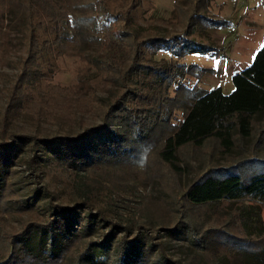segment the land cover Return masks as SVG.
Masks as SVG:
<instances>
[{
  "label": "rangeland",
  "instance_id": "rangeland-1",
  "mask_svg": "<svg viewBox=\"0 0 264 264\" xmlns=\"http://www.w3.org/2000/svg\"><path fill=\"white\" fill-rule=\"evenodd\" d=\"M126 1L104 0L109 12L111 40L124 51L127 46L116 38V33L120 34L125 27L154 36L167 30L182 31L181 19L196 0L179 1L177 11L172 7L173 0H140L125 24L121 16L127 7ZM28 3L33 9L36 7L42 11L41 0H0V140L8 139L10 135L73 137L100 122L99 109L109 100L110 94L112 99L120 88L114 82L105 83L96 64L101 59V50L93 39L72 44L63 41L57 46L51 41L52 35L35 28L36 51L28 49L27 28L21 27L19 21L20 4ZM204 15L218 23L201 30L197 27L188 38L208 45V50L186 53L177 59L183 65L191 66L186 75L175 79L177 84L171 85L170 98L178 97L179 90H174L180 86L184 90L220 87L223 93L229 92L232 89L231 75L249 64L264 41V0H208ZM62 35L67 36L66 30ZM42 41L51 42L42 47ZM140 55L148 61L170 56L162 48L148 46L140 47ZM21 72L25 77L16 90L14 86ZM178 101L169 103L164 109L157 108L153 101L147 106L154 113L160 110V116L170 106L174 109L167 121L156 118L151 111L144 112V116L147 114L146 122H163V127L157 124L150 132L146 143H154L156 136L172 129L179 121L183 109ZM126 102L129 107L138 103L131 99ZM142 109L140 107L139 111ZM124 125L127 131L128 126ZM260 130L264 131L263 113L256 116L251 138L244 139L243 149L233 146L229 156L211 155L206 154L205 149L199 150L197 155L179 160V168L173 172L154 162L140 169L120 164L129 158L138 163L142 158L133 159L132 155L144 140H137L129 133L127 138L132 151L120 159V165L112 164L111 169L96 166L82 171L60 164L51 155H43L34 163L30 155L33 150L39 153V146L32 145L28 139L6 166L7 179L0 194V262L8 259L16 264H83L78 254L84 252L89 240L96 243L109 223H113V240L122 234V228H128L131 235L153 245L151 256L148 251L145 254L144 264H152L159 253L167 260L166 264H186L191 249L189 240L193 238L190 231L184 229L182 236L170 235L166 231L178 227L184 213V209H180L182 201L178 195L205 167L232 163L238 159L237 154H249L247 146L259 137L264 138V132ZM140 161L149 164L145 158ZM23 199H31L32 205L17 206ZM49 203L75 208L83 216L89 212L96 221L102 218L103 222L95 224L87 234L70 240L65 250L59 251L55 261L44 258L53 254L52 250L44 252L41 260L33 259L30 254L32 259L18 253L13 259L11 256L8 258V245L15 241V235L25 224L32 225L49 217ZM210 212L203 206L195 212L190 211L189 216L184 215L200 221L206 220ZM260 216L264 220V207ZM202 227L198 225L195 233H201ZM113 249L110 243L108 257L89 253L92 264H113Z\"/></svg>",
  "mask_w": 264,
  "mask_h": 264
},
{
  "label": "trees",
  "instance_id": "trees-1",
  "mask_svg": "<svg viewBox=\"0 0 264 264\" xmlns=\"http://www.w3.org/2000/svg\"><path fill=\"white\" fill-rule=\"evenodd\" d=\"M179 1L181 3V0L172 1L176 11L177 8L179 10ZM207 1H194L193 7L190 6L186 16L181 19L182 31L167 30L154 36L125 27L115 36L126 44V51L111 40L109 12L104 0H41L42 11L36 7L33 9L30 3L20 4L22 12L19 21L21 27L27 28L28 49L36 51L35 28L52 35L51 41L57 46L63 41L72 44L93 39L101 50V59L96 64L105 83L114 82L120 91L112 99L110 94L109 100L99 109L100 122L96 126L86 128L73 137L10 135L8 139H1L0 194L5 188L7 163L28 141L39 146V153L33 150L30 155L34 163L43 155H51L60 164H68V167L80 171L96 166L111 169L112 164L144 168L154 162L163 165L162 169L173 172L178 170L179 160L195 156L199 150L205 149L206 154L229 156L233 146L243 149L241 145L244 139L251 138L256 116L264 114V41L249 64L231 75L232 89L229 92L223 93L220 87H191L184 90L180 86L174 90H179L178 97L169 96L171 85L177 84L175 79L186 75L191 66H185L177 59L186 53H204L208 50V45L188 38L195 28L201 30L218 23L204 15ZM139 4L140 0L126 1L127 7L121 16L125 24L131 11ZM63 30H66V37L62 35ZM51 41H42V47H47ZM144 46L162 48L170 56L148 61L140 55V47ZM24 77L22 72L19 73L18 83L14 86L16 90L21 87ZM128 99L138 103L129 107ZM177 100L183 109L179 121L174 123L172 129L156 136L154 143H146L145 139L157 124L163 127V122H146L147 114L144 116V112H153L147 106L153 101L157 108L164 109ZM140 107L143 108L141 111ZM173 109L170 106L161 116L160 110L153 112V116L167 121ZM123 122L128 126L127 131ZM128 133L136 136L137 140H144L132 155L133 159L142 157L138 163L130 158L119 162L132 151ZM246 151L249 154H237L238 159L232 163L205 167L178 195L182 201L180 209H184V213L177 223L178 227L166 231L174 236H182L184 229L190 231L193 238L189 240L191 249L186 264H264V220L260 216V210L264 207V138L253 141ZM143 158L149 160V164H143L140 161ZM24 205L31 206L32 200L23 199L17 203V206ZM203 206L211 210L206 220L188 218L190 211L195 212ZM48 212V218L32 225L26 223L22 231L15 235V241L8 245V258L11 256L13 259L18 253L41 260L44 252L52 250L53 254L44 258L55 261L59 251L65 250L70 240L87 234L95 224L103 222L102 218L96 221L89 212L83 216L75 208L58 203H49ZM198 225L203 227L201 233L196 234ZM113 226V223H109L108 229L96 243L88 241L84 252L78 254L81 262L92 264L89 253L108 257L111 243L114 248L111 252L113 264H144L145 254L147 251L150 253L153 245L131 235L128 228H122V234L113 240ZM151 263L166 264L167 260L159 253ZM0 264L16 263L4 259Z\"/></svg>",
  "mask_w": 264,
  "mask_h": 264
}]
</instances>
